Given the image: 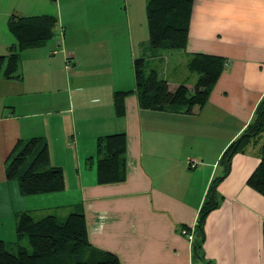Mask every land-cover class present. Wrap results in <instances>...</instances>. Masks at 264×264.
<instances>
[{"label":"crops","instance_id":"0c3cea01","mask_svg":"<svg viewBox=\"0 0 264 264\" xmlns=\"http://www.w3.org/2000/svg\"><path fill=\"white\" fill-rule=\"evenodd\" d=\"M108 1L63 0L68 5L62 11L60 0H6L0 10V56L15 41L11 16L57 21L44 47L19 54V79L0 74V241L11 252L24 248L15 233L17 214L39 220L78 212L86 220L89 249L110 252L121 264H194L193 239L183 228L195 225L209 184L223 175L221 155L264 101V0H193L186 47L173 55L185 77L168 74V51L148 46L146 59L143 42L135 54L130 6L115 25L113 14H119L109 11ZM137 2L145 14L148 0ZM194 55L224 61L201 110H147L133 93L123 99V115L116 114L114 93L134 90L136 59L143 58L146 72H155L171 90L191 91L197 75L188 62ZM114 134L126 138L125 179L100 184L97 140ZM32 138L46 142L49 165L61 168L62 192L24 197L17 182L6 178L8 163ZM263 143L259 139L234 155L217 187L219 206L206 218L200 250L210 264H264V197L247 186ZM189 161L197 166L189 169Z\"/></svg>","mask_w":264,"mask_h":264},{"label":"trees","instance_id":"16d2710c","mask_svg":"<svg viewBox=\"0 0 264 264\" xmlns=\"http://www.w3.org/2000/svg\"><path fill=\"white\" fill-rule=\"evenodd\" d=\"M192 5L193 0H148L145 15L150 50L185 49ZM56 24V19L51 16L10 17L8 30L15 41L9 47L8 55L0 56V74L3 78L19 79L16 74L19 54L25 50L44 47L54 37ZM144 62L143 58L134 61V90L114 93L113 100L118 116L124 113L123 99L133 93L143 109L194 114L206 104L212 86L224 69V61L219 57L194 55L188 62L189 70L197 75L193 89L189 91L184 86H178L171 90L155 72H146ZM262 138L264 140V101L257 108L254 121L221 155L223 175L209 184L195 225L192 228H183L184 234H189L193 239V259L210 264L204 260L200 250L205 241L206 218L219 206L217 187L228 175L234 155L244 152L248 146ZM96 153L98 182H122L126 174L125 135L114 134L99 138ZM259 157V165L247 179V186L264 197V143L259 148ZM6 178L17 182L19 193L24 197L58 193L65 189L63 172L61 168L49 165L47 144L42 138H32L22 145L6 167ZM15 233L18 239H27L31 251L20 247L11 252L0 241V264H121L118 257L110 252L89 249L86 220L78 212H73L64 219L49 215L39 220H35L28 213H20L15 216ZM262 245L264 249V222ZM83 250L89 256L81 261L79 255Z\"/></svg>","mask_w":264,"mask_h":264},{"label":"rangeland","instance_id":"374dc122","mask_svg":"<svg viewBox=\"0 0 264 264\" xmlns=\"http://www.w3.org/2000/svg\"><path fill=\"white\" fill-rule=\"evenodd\" d=\"M130 1H131V4H129V2L127 0H109L107 2V5L109 7V11H110V9H113V13L117 12L119 14V15L113 14V19L115 21V25L117 23V20L120 23V21L124 17L123 16V12H121V10L126 7V4H128V6H130L128 11L130 12L131 20L136 23V28H134L133 31H132L133 49L135 50V54H139L140 53V49H141L140 47H142L141 44L143 42H145L146 50H145L144 53L146 54L145 58L148 59L149 50H148V29H147V23H146V15L143 13L142 10L140 11V8L138 7L137 0H135L134 2H133V0H130ZM60 2L62 4V5H60V6H62V11H64V9L66 10V6L68 4L65 5L63 0H60ZM6 4H7L6 0H0V10L2 8H4L6 6ZM53 4H50V6L53 5ZM53 7H54V5H53ZM4 31L5 30H4L3 23L0 20V39L2 38L1 34H3ZM168 53L171 54L170 59L172 61L171 66H170V68L168 70V74L170 76L177 75L178 77L179 76L180 77H185L186 76V70H185L184 65H182V64L178 65L177 63H175L176 62V58H175L176 56H173V55H176L177 52L176 51H168ZM164 63H165V60H161V69L159 71V74L161 76H163L162 74L164 72V68H162V67H164ZM172 66L173 67L176 66V69L174 71H172ZM67 69L71 70V65L70 64H67ZM146 69H147V67L145 68V70ZM132 73H133V70H132ZM188 75H190V73ZM192 75H194L196 77V74H192ZM104 78L110 79L111 77L110 76H105ZM23 240L25 241L24 248H26L27 251H31V248H30V246L28 244L27 239L23 238ZM84 256H85V252L83 250L80 253V255H79V260L83 261L84 260ZM193 262H194V264H200L196 258H194Z\"/></svg>","mask_w":264,"mask_h":264},{"label":"built area","instance_id":"2783aa9c","mask_svg":"<svg viewBox=\"0 0 264 264\" xmlns=\"http://www.w3.org/2000/svg\"><path fill=\"white\" fill-rule=\"evenodd\" d=\"M196 166H197V163L195 161H189V163H188L189 169H194ZM189 239L191 240L192 237L190 236Z\"/></svg>","mask_w":264,"mask_h":264}]
</instances>
